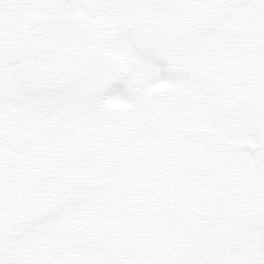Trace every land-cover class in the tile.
<instances>
[{
  "label": "rangeland",
  "instance_id": "obj_1",
  "mask_svg": "<svg viewBox=\"0 0 264 264\" xmlns=\"http://www.w3.org/2000/svg\"><path fill=\"white\" fill-rule=\"evenodd\" d=\"M0 264H264V0H0Z\"/></svg>",
  "mask_w": 264,
  "mask_h": 264
}]
</instances>
